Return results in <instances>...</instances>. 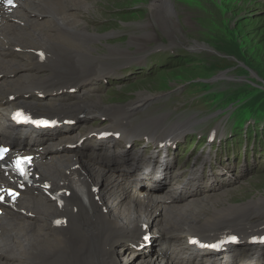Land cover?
Here are the masks:
<instances>
[{
    "label": "bare ground",
    "instance_id": "1",
    "mask_svg": "<svg viewBox=\"0 0 264 264\" xmlns=\"http://www.w3.org/2000/svg\"><path fill=\"white\" fill-rule=\"evenodd\" d=\"M151 1L155 2L151 10L156 21L177 17L175 0ZM87 10L86 0H21L16 8L8 10L10 16L5 17L0 11V122L4 121L0 126V145H11L14 153L31 154L41 176L39 183L51 186L52 193L69 190L68 176L72 172L80 175L87 189L86 201L72 195L65 204L51 200L43 192L39 196L34 191L25 193L19 201L18 213L6 210L0 219V264H132L140 255L135 264H239L241 257L235 249L214 255L190 248L173 259L159 253L147 255L151 252L146 250L131 251L133 243L148 234L143 232L148 225L160 232L149 230L151 239L168 237L183 246L194 234L207 239L225 233L250 237L259 230L264 234V221L260 219L264 218V211L255 212L264 199L211 209L226 204L229 195L219 191L224 188L219 181L209 188L195 189L200 183L198 171L192 173L187 183L180 175L175 176L168 187L172 171L169 150L163 151L168 157L162 159L144 144L137 147L139 155L132 154L127 146L142 139L149 140L159 151L169 145L177 147L180 138L194 131L191 126L181 128L186 122L166 126L158 119L133 126L130 114H134V108L101 107L81 101L87 96L85 87L95 78L115 75V64L108 62L110 58L127 56L121 51L110 52V56L93 55L95 48L91 44L99 37L77 20L79 12ZM100 66H108V70L98 69ZM70 86L78 87V94L82 93L78 100L54 98L55 91ZM43 90L49 96L43 103L32 100ZM18 94L22 97L9 100ZM26 95H31L30 100L23 99ZM149 99L148 94L141 95L144 105ZM22 106L49 116L66 114L77 119L84 115L78 119L82 122H88L92 116L107 117L110 122L107 131L120 134L126 148L117 146V139L114 143L100 144L89 139L75 150L73 146L82 138L103 131L91 129L78 136L81 122L42 133L16 128L8 112ZM165 128L169 130L164 133L161 130ZM217 133L221 141L228 140L224 132ZM216 140L217 136L212 143ZM106 151L111 152L109 157L93 158ZM85 153L91 154L92 161L82 156ZM147 155L148 160L144 159ZM133 166L137 167L132 169ZM166 166L165 174L158 176ZM181 185H185L182 190L178 188ZM203 192L207 195L198 198ZM206 210H212L211 214L204 215ZM247 257L243 264H262L264 260L259 250H250Z\"/></svg>",
    "mask_w": 264,
    "mask_h": 264
},
{
    "label": "rangeland",
    "instance_id": "2",
    "mask_svg": "<svg viewBox=\"0 0 264 264\" xmlns=\"http://www.w3.org/2000/svg\"><path fill=\"white\" fill-rule=\"evenodd\" d=\"M86 2L88 10L80 11L77 20L99 37L91 44L95 48L93 55L110 56V52L121 51L127 56L110 58L108 62L115 64V75L92 83L86 88L89 94L81 101L94 102L101 107L134 108V114H130L133 126L152 119L166 126L180 122H186L181 128L191 126L194 131L180 138L177 150L170 152V184L179 175L188 182L194 171L213 179L203 181L195 189L209 188L218 180L224 187L219 191L229 197L226 204L211 209L242 206L264 199V103L254 108L250 116L252 126L244 129L245 123L241 121L244 111L252 107L251 97L264 101V0H175L177 17H167L166 22L153 18L151 6L155 2L151 0ZM98 69L107 71L108 66ZM257 90L261 92L255 93ZM147 94L150 99L144 105L141 95ZM79 122L78 136L91 129H106L110 124L107 117L101 116ZM215 129L224 132L228 140L221 141L218 134L219 140L208 143V135ZM143 144L150 151H156L153 143L142 139L134 140L129 150L139 155L137 147ZM117 146L126 148L122 141H117ZM110 154L106 151L93 158H107ZM157 155L168 156L164 152ZM82 156L93 159L89 153ZM148 158V155L144 157ZM224 170L228 173L226 176H222ZM206 195L203 192L198 198ZM211 211L203 213L210 215ZM263 211L264 203H260L255 212ZM147 227L152 233H160L150 225ZM235 250L243 256L248 253L245 249ZM131 251L145 250L134 247ZM261 255L264 259V250ZM261 262L264 264V260Z\"/></svg>",
    "mask_w": 264,
    "mask_h": 264
},
{
    "label": "snow or ice",
    "instance_id": "3",
    "mask_svg": "<svg viewBox=\"0 0 264 264\" xmlns=\"http://www.w3.org/2000/svg\"><path fill=\"white\" fill-rule=\"evenodd\" d=\"M7 5L9 6H15L13 4V0H6ZM42 55V54H41ZM20 115V114H18ZM9 150L7 148H2L0 147V160H3L5 158V155L7 154ZM31 161V157H17L14 161H13V166L15 167V169L19 172L20 175L24 176L26 175V169H25V165L27 163H30ZM5 192H7V194L11 197H13V199L18 195V193L10 190V189H4ZM4 200V196L0 195V202H2ZM232 241H235L237 238L235 236L230 238ZM195 242V241H193Z\"/></svg>",
    "mask_w": 264,
    "mask_h": 264
},
{
    "label": "trees",
    "instance_id": "4",
    "mask_svg": "<svg viewBox=\"0 0 264 264\" xmlns=\"http://www.w3.org/2000/svg\"><path fill=\"white\" fill-rule=\"evenodd\" d=\"M213 72H214V70H211L210 73L213 74ZM258 92H261V91H260V90H257L255 93H258ZM251 99L253 100V101H252V107L246 109V110L244 111V113L242 114V117H241V121H242V123H243L244 121H246V120L248 119V117H250V116H252V115L254 114V112H253L254 108H257L259 105H261V104L264 103V101H263V102H260V101L254 100L252 97H251ZM253 117H254V116H253ZM251 118H252V117H250L249 119H251ZM249 119H248V120H249ZM7 146L10 147V145H8V144H7ZM156 237H157V236H153V239H156ZM149 246H154L153 241H151V245L149 244Z\"/></svg>",
    "mask_w": 264,
    "mask_h": 264
},
{
    "label": "water",
    "instance_id": "5",
    "mask_svg": "<svg viewBox=\"0 0 264 264\" xmlns=\"http://www.w3.org/2000/svg\"><path fill=\"white\" fill-rule=\"evenodd\" d=\"M144 233H148L149 235L151 234V232L149 230H145L143 231Z\"/></svg>",
    "mask_w": 264,
    "mask_h": 264
}]
</instances>
